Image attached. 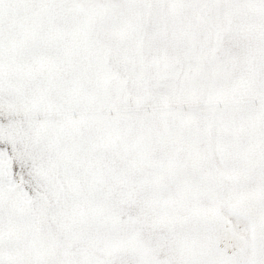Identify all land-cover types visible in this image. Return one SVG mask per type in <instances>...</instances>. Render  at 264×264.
<instances>
[{"label":"snow or ice","instance_id":"6c2138e0","mask_svg":"<svg viewBox=\"0 0 264 264\" xmlns=\"http://www.w3.org/2000/svg\"><path fill=\"white\" fill-rule=\"evenodd\" d=\"M0 264H264V0H0Z\"/></svg>","mask_w":264,"mask_h":264}]
</instances>
